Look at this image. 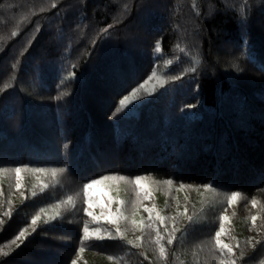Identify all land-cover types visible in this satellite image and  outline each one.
Masks as SVG:
<instances>
[{"label": "trees", "instance_id": "obj_1", "mask_svg": "<svg viewBox=\"0 0 264 264\" xmlns=\"http://www.w3.org/2000/svg\"><path fill=\"white\" fill-rule=\"evenodd\" d=\"M158 41L161 53L154 50ZM188 67L197 71L183 72ZM153 69L182 80L142 93L130 111L114 115L118 100ZM4 83L12 87L0 93V167L22 171L0 172L6 184L0 185V264H221L226 250L222 255L215 244L221 222L222 243L232 247L236 264H264V0H0V88ZM60 167L66 171H49ZM106 175L172 180L166 185L173 191L194 184L202 200L188 199L187 207L168 201L162 214H149L150 195L129 181L133 196L127 191L110 210L109 180L88 191L93 221L83 211V184ZM233 192L251 206L255 200L260 211L237 215L228 203ZM118 206L122 238L110 223Z\"/></svg>", "mask_w": 264, "mask_h": 264}, {"label": "snow or ice", "instance_id": "obj_2", "mask_svg": "<svg viewBox=\"0 0 264 264\" xmlns=\"http://www.w3.org/2000/svg\"><path fill=\"white\" fill-rule=\"evenodd\" d=\"M51 7L52 8H56L57 7L56 3H52ZM40 11L44 12L45 9L41 8ZM111 27H112V25H108L105 29H103V31L107 32L108 29H110ZM35 30L37 32L40 30L39 23L36 24ZM11 34H12V36H16L17 32L13 31ZM177 47H179V45H177ZM154 50H155L156 53H161V51H162L161 42L158 41L155 44ZM184 51H185V49L180 48V52L181 53H183ZM192 62L194 64H196V65H199L201 63V60L197 59L196 57H192ZM165 63L171 65L173 62H172V60H167V61H165ZM12 67L15 68L16 64H13ZM72 67L74 68L75 65H73ZM196 71H197L196 67H188V68L183 70V72H186V73H195ZM69 75L72 76V77H75V72H71ZM13 79H15V77H13ZM180 80H182V75L172 74V75L158 76L157 71L155 69H153L151 71V74L148 75L147 78L143 80V82H140L138 84V86L133 87L127 94L123 95L122 98H120L118 100V106L115 107L114 115L121 113V111L125 110V109L130 111L132 107H135V102L139 101L141 99V94L142 93H147L148 95H152V93L155 91L157 86H159L160 88H164L165 84L168 83V81H180ZM153 82H155V83H153ZM11 87H12L11 83H4L3 87L0 88V93L4 92L5 90H7V89H9ZM67 95H68V93L66 91L65 92H61L60 95L56 97V99H60L61 97H64V96H67ZM188 107H195V105H188ZM30 170L32 172H37V173H42V172L45 171L44 168H32ZM6 171L15 172L17 174V176H19V173L22 171V169L20 167H16V168H12V169H7V168L0 167V172H6ZM49 171H51V173L53 175H55L58 172L59 173H64L66 171V169L63 168V167H60V168L49 169ZM127 179H128L127 177L120 176V175H111V176L106 175V176H103L100 179H92L89 182L84 183L83 184V191H84L85 197H86L85 202L88 204V207L83 209L84 213L86 215L92 217L93 221H96L98 219L89 210L92 207V203H91L90 198H87L88 197V191H89L90 188H92L94 185L102 184L105 181H109V180H112V181H125ZM147 179L148 178L144 177V176H137V177L134 178V180L131 181L132 183H134L137 186L138 189H140L142 191L143 195L146 196V197L150 195V193L146 189L143 188V185L145 184ZM164 183L167 184V185H171L173 183V181L172 180H166V181H164ZM180 187L183 188L184 185L181 184ZM204 187L206 189H209L212 186L206 184V185H204ZM17 188H19V183H17ZM33 195H35V193H33ZM239 196H240V193L233 192L231 194V196L228 198V203L231 204ZM72 199L73 198L71 196L68 197L69 201H71ZM117 203L122 204L123 202L122 201H117ZM252 205L253 206L256 205V201L255 200L252 201ZM44 211H45V209H43V208L40 209L41 213H43ZM145 211H148L149 214H151L152 209L146 208ZM5 215H9V213H5ZM115 215H116V219L111 220L110 223L116 225V228H115L116 236H119V237L122 238L121 228H120L119 223H118V220L123 218L122 210L120 208H118ZM157 218L160 219L161 222H163L164 218H162V217H157ZM38 219H39V215L32 217L31 225H32V230L33 231L36 230L35 229V225H36ZM53 219H55V217H53ZM149 219L151 220V215H150ZM189 219L191 220V217H189ZM220 219H221V221H224V220L227 219V217L226 216H221ZM251 219H252L253 225H255L257 217L256 216H252ZM0 223H2V221H0ZM45 223L47 224L48 221H45ZM141 223L143 224V222H141ZM131 224H132L133 227H136L137 222L135 220H132ZM146 227L150 228V227H152V225L148 224V225H146ZM224 231H225L224 224H223V222H221L220 226H219V230H217L215 232V244H216V247L220 250L222 255L225 254V250H226V258L221 261V264H236V261L231 258L233 256L232 247L230 245H228V244L222 243L221 236L224 233ZM26 232H27V229H24V230L20 231L19 235L16 237V240H22L25 237ZM93 232L96 234V238L97 239H103V237L99 235V232H100L99 229H95V230H93ZM108 237L109 238H114V237H112L111 233L108 234ZM89 239H90V229H89L88 224L85 222L83 224V240L84 241H88ZM162 239H163V237L160 236L159 232H157V237H156L155 243L157 245H159V252H160V255L163 257L165 255V248L161 244V240ZM174 239H175V229L172 232L168 233L167 243L169 245H171L173 243ZM16 240H14L13 243H15ZM127 244L133 245L134 247H139V245H134V242L132 240H128ZM79 251L83 252L84 248L81 247L79 249ZM3 255L7 256L8 253H3ZM111 258L112 257H109V259H111ZM71 264H77L76 260H72Z\"/></svg>", "mask_w": 264, "mask_h": 264}, {"label": "rangeland", "instance_id": "obj_3", "mask_svg": "<svg viewBox=\"0 0 264 264\" xmlns=\"http://www.w3.org/2000/svg\"><path fill=\"white\" fill-rule=\"evenodd\" d=\"M209 10L210 9L208 8V11H207L208 13H209ZM146 12L149 13L148 10ZM190 21H191V18L188 17L187 22L189 23ZM134 22H136V21H134ZM139 22L140 21L138 20L137 23H139ZM133 27H135L134 24H133L132 27L129 24L128 32L133 33V31L135 29ZM138 27L142 28L143 30H144V28H145V30L148 28V26L145 24V22H143L142 25L139 23ZM144 32L146 33V31H144ZM135 44H137L138 47H141L143 45V37L142 38L140 37V39L137 40L135 42ZM31 74H32L33 78H37V76H38L36 74L35 70L31 71ZM54 140H57V137H55ZM117 159H119V157H117ZM96 161H98L97 157H96ZM98 163L101 164L102 162L100 163L98 161ZM27 174H28V172L25 175H27ZM127 178L128 179L125 180V183L120 182V181H109L108 186H107L109 189L107 191H105V196L107 197L109 195L108 198L110 200H109L108 208L110 210H113V209L116 208V206H117L116 200L118 199V201H119L121 196L126 194L127 191H130V195L129 196H131V197L133 196V191H134V186L133 185L134 184L132 186L130 185V182H129V181H131L130 180V178H131L130 176L127 177ZM150 184H152V187L150 186ZM154 184H156L161 189H159L158 187H153ZM0 185H1V188L2 187L3 188L6 187V184L3 183L2 181L0 182ZM145 185L151 191L150 192V197L147 200V202H145V203H148V202L151 203V204L154 203V204H152L153 205L152 213H154L157 216H159V214H162L163 207L166 205V203H168V201L174 200L175 201L174 203H176V205L178 204V206L187 207V206H189V200L188 199L193 200L197 204H200L201 200H202L201 199L202 196H201V193H200V191L202 189L196 188V186L194 184H185L183 188L177 187L176 191H173L172 187H168L165 183L160 182V181H158L156 183H153V182L151 183L149 181H146ZM58 192L59 191H56L57 194H58ZM153 192H154V194H151ZM15 199L18 200L19 197L16 196ZM244 202H245V200L242 199V198H238V199H236V201L232 202L231 206L234 207L236 211H238L236 213L237 215L239 213L245 215L246 213H248L250 211H253V210L255 212L256 211H258V212L260 211V209H258L257 207H254L253 205L251 206L249 202L248 203H244ZM120 205L121 204H119V206ZM119 206L117 207V209L119 208ZM96 209H98V208L96 207ZM261 209H263V206L261 207ZM49 211L52 212V209L49 210ZM228 212L230 213V211H228ZM99 214L100 213L98 212V215ZM77 215H79V213ZM139 217L140 216L137 214L136 218H139ZM82 219L83 218H82V215H81L80 218L78 219L79 226H80V223H81ZM234 221H235V224L237 225V229L242 231L243 227H244L243 226V219L242 218H238V219H235ZM92 260H93V262H91V264H102V261H97L98 259H96V261L94 259H92ZM33 264H47V263L45 261L40 260L39 262L36 261ZM103 264H104V262H103Z\"/></svg>", "mask_w": 264, "mask_h": 264}]
</instances>
